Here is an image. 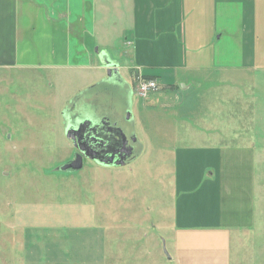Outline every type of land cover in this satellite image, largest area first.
Masks as SVG:
<instances>
[{
  "label": "rangeland",
  "instance_id": "rangeland-1",
  "mask_svg": "<svg viewBox=\"0 0 264 264\" xmlns=\"http://www.w3.org/2000/svg\"><path fill=\"white\" fill-rule=\"evenodd\" d=\"M129 11L130 0H97L100 26L115 28L105 37L107 56L123 52ZM98 30L100 36L103 31ZM94 47L96 54L99 46ZM87 76L88 82L95 78L83 70L0 67V264H183L170 259L177 253L172 147L179 145L172 132L185 130V124L173 121L183 116L190 122L188 133L201 135L202 143L231 142L211 140L210 126L222 137L237 135L235 144L247 143L241 135L264 134V75L217 78L214 94L199 92L202 106L190 117L187 102L183 112L147 108L145 96L134 87L137 75L129 70L136 117L131 112L130 123H123L126 118L120 122L133 128L137 155L118 166L85 158L80 169L62 171L60 166L78 151L64 133L63 112L94 93ZM212 98L217 105L210 109ZM208 112L217 119L212 125L205 123ZM164 118L173 126L162 123ZM243 160L264 168V152ZM252 173L253 220L246 233L234 231L231 264H264V172H256L255 166Z\"/></svg>",
  "mask_w": 264,
  "mask_h": 264
},
{
  "label": "crops",
  "instance_id": "crops-1",
  "mask_svg": "<svg viewBox=\"0 0 264 264\" xmlns=\"http://www.w3.org/2000/svg\"><path fill=\"white\" fill-rule=\"evenodd\" d=\"M96 6L97 0H0V67L91 72L95 78L88 82L89 75L86 82L95 91L112 82L106 75L107 57L126 87L129 70L156 79L158 90L143 96L147 108L183 112L187 102L190 117L202 106L199 92L214 94L217 78L264 75V0H130L123 52L119 49L113 57L106 55L105 37L115 28L100 26ZM131 102L132 97L130 109L133 106L135 114ZM211 102L210 109L217 105L213 98ZM211 117H204L205 123L214 124L217 119ZM167 120L162 123L185 124L184 133L172 132L179 145L172 147L176 175L172 230L177 253L170 259L183 264H231L234 231L246 233L253 220V168L264 172L253 160L244 163L243 157L264 152V134L241 135L242 142H248L235 144L237 135L222 137L210 126L211 140L231 141L214 145L200 142L203 138L196 132L188 133L190 122L183 116L179 121ZM257 178L260 174L256 182Z\"/></svg>",
  "mask_w": 264,
  "mask_h": 264
},
{
  "label": "flooded vegetation",
  "instance_id": "flooded-vegetation-1",
  "mask_svg": "<svg viewBox=\"0 0 264 264\" xmlns=\"http://www.w3.org/2000/svg\"><path fill=\"white\" fill-rule=\"evenodd\" d=\"M110 79L112 82H109L108 85L103 84V86H99V89L95 90L94 93L88 96L86 95L83 99L75 100L71 103L64 115H66V120L72 122L78 117L86 116L97 121L99 127L95 136L103 140L111 137L113 141L111 146L97 148V152L104 155L116 152L114 159L126 163L129 161V156H134L138 150V142L136 143L133 138V128H128L120 122L125 118L126 111L130 109V98L132 97L133 91L130 85L126 87L120 79L113 77ZM129 119L130 118H126V121L123 123H130ZM101 121H107L110 125L119 127L125 136V140L122 138L121 134H119L120 137H118V135L112 137V134L116 132L111 133L107 131L106 129L108 126L101 124ZM123 140L124 142L126 141L125 144ZM77 153L78 151L75 154ZM85 158L86 157H83V159Z\"/></svg>",
  "mask_w": 264,
  "mask_h": 264
},
{
  "label": "water",
  "instance_id": "water-1",
  "mask_svg": "<svg viewBox=\"0 0 264 264\" xmlns=\"http://www.w3.org/2000/svg\"><path fill=\"white\" fill-rule=\"evenodd\" d=\"M106 75L108 78L111 77L116 78L118 76V78L122 79L121 76L119 75L117 66L109 62L106 63ZM130 113H131V109L127 110L125 114V118L128 119L130 117ZM64 114H65V110L63 112V117ZM101 124L108 126L106 129L107 131L111 133L116 132L115 134H112V137H115V135L116 136L118 135V137H120L119 134H121L122 138H124L125 140V136L119 127L110 125L109 122L107 121H101ZM98 127H99V123H97V121H95L93 118L89 116L78 117L73 122L72 121L68 123L65 122L64 133L66 137L72 141V144L77 148L78 153L75 154L74 159L61 165L60 170L76 171L80 169L83 165V157L91 159L95 161V163L103 166H118V165H123L125 163L124 161H118L114 159L116 152H111V154H107V155L99 154L97 152L96 150L97 148H105L113 144L111 137H108L107 139L103 140L98 136H95ZM139 148L141 150L140 146ZM136 155L137 153H135V156Z\"/></svg>",
  "mask_w": 264,
  "mask_h": 264
},
{
  "label": "built area",
  "instance_id": "built-area-1",
  "mask_svg": "<svg viewBox=\"0 0 264 264\" xmlns=\"http://www.w3.org/2000/svg\"><path fill=\"white\" fill-rule=\"evenodd\" d=\"M134 87L139 95L146 96L148 92L154 91L159 87V85L154 78H144L141 75H137Z\"/></svg>",
  "mask_w": 264,
  "mask_h": 264
},
{
  "label": "trees",
  "instance_id": "trees-1",
  "mask_svg": "<svg viewBox=\"0 0 264 264\" xmlns=\"http://www.w3.org/2000/svg\"><path fill=\"white\" fill-rule=\"evenodd\" d=\"M146 78H152V77H149V76L147 77V76H146Z\"/></svg>",
  "mask_w": 264,
  "mask_h": 264
}]
</instances>
